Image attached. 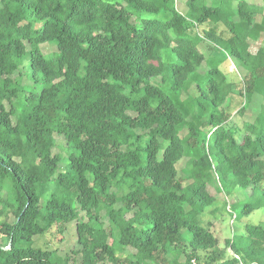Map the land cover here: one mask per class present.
Returning <instances> with one entry per match:
<instances>
[{
    "label": "trees",
    "instance_id": "trees-1",
    "mask_svg": "<svg viewBox=\"0 0 264 264\" xmlns=\"http://www.w3.org/2000/svg\"><path fill=\"white\" fill-rule=\"evenodd\" d=\"M182 5L0 0V264H264L263 226L223 251L201 221L250 194L240 216L264 208V0ZM218 44L242 86L207 58ZM234 96L240 117L257 103L238 129ZM71 225L70 253L35 246Z\"/></svg>",
    "mask_w": 264,
    "mask_h": 264
},
{
    "label": "rangeland",
    "instance_id": "rangeland-1",
    "mask_svg": "<svg viewBox=\"0 0 264 264\" xmlns=\"http://www.w3.org/2000/svg\"><path fill=\"white\" fill-rule=\"evenodd\" d=\"M179 1V10L180 12H183V2L185 0H178ZM259 2V0H257ZM253 43V42H252ZM254 44V43H253ZM264 50L263 44L260 46ZM45 53L52 52L53 48H48L47 46L43 47ZM201 50L204 53L206 52L205 47H201ZM258 51V45H252L250 43V54L252 59H256V54ZM207 58H211L212 60L218 61L219 62V69L223 71L226 76L228 77L229 80L234 81L236 84L242 86L243 85V78L245 76V71L244 68L241 66V63L236 60L230 53V50L226 49V47L223 44H218L214 46L213 50L211 53H208ZM264 67V60H263V65ZM207 67L206 65L203 66L202 70H206ZM264 77V76H263ZM262 77V78H263ZM264 79V78H263ZM261 80V79H260ZM24 83L26 85H29V81L27 77H24ZM260 84V83H259ZM263 88V93H264V85L261 86ZM262 98V102L264 104V97ZM245 103V98H242L240 96H234L233 99V104H232V109L234 113L233 120L229 124V126H232L234 129H238L242 127V124L244 121H253L254 118L256 117V110L255 108L257 107V103L253 102L249 108L246 110L245 114L240 117L237 114V111L241 109V107ZM57 139V144L58 147L55 149V153H61L62 155L66 156V144L63 139L60 137H56ZM181 168L183 166V162L179 165ZM244 191V190H243ZM211 193L213 195H216V191L212 188ZM218 197H220L218 195ZM224 196L221 195V198ZM225 198V197H224ZM258 198L257 194H254L244 200L240 201L238 204V208H241L245 204H253ZM232 203V201H231ZM222 202H218L214 207L216 208H211L207 209L203 216H202V224L205 227H210V229L213 231V233L216 235V237L219 240V249L220 250H225L226 248V241L232 238L233 235L235 234H241L243 232V226L245 224H253V225H261L264 227V208H260L258 210H255L252 212L249 216L246 217H241L240 213L238 211V208L233 210V213H230L228 208H223ZM239 216V219H236L234 221L235 216ZM75 231L74 225H71L70 228L68 229V232L66 234V238L64 242H59V236L55 233V231L50 232L46 235H42L39 238H36L35 240V246L42 248L44 250H54L56 248H59L61 255L70 253L75 245L76 239L73 235V232ZM0 241V245H1ZM226 259L232 257V252L230 250L226 251ZM180 262H184V257L182 256L180 258Z\"/></svg>",
    "mask_w": 264,
    "mask_h": 264
},
{
    "label": "built area",
    "instance_id": "built-area-1",
    "mask_svg": "<svg viewBox=\"0 0 264 264\" xmlns=\"http://www.w3.org/2000/svg\"><path fill=\"white\" fill-rule=\"evenodd\" d=\"M229 208H230V206H229ZM236 257H237V256H236ZM237 258H238V257H237ZM192 263H193V264H197V262H196V261H193Z\"/></svg>",
    "mask_w": 264,
    "mask_h": 264
},
{
    "label": "water",
    "instance_id": "water-1",
    "mask_svg": "<svg viewBox=\"0 0 264 264\" xmlns=\"http://www.w3.org/2000/svg\"><path fill=\"white\" fill-rule=\"evenodd\" d=\"M8 249H10V247H8V248H5V250H8Z\"/></svg>",
    "mask_w": 264,
    "mask_h": 264
}]
</instances>
